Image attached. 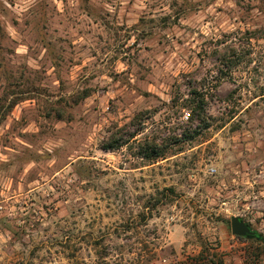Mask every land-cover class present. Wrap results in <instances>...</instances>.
<instances>
[{"label": "rangeland", "instance_id": "1", "mask_svg": "<svg viewBox=\"0 0 264 264\" xmlns=\"http://www.w3.org/2000/svg\"><path fill=\"white\" fill-rule=\"evenodd\" d=\"M192 88L205 120L180 108ZM202 245L264 264V0H0V264Z\"/></svg>", "mask_w": 264, "mask_h": 264}, {"label": "trees", "instance_id": "2", "mask_svg": "<svg viewBox=\"0 0 264 264\" xmlns=\"http://www.w3.org/2000/svg\"><path fill=\"white\" fill-rule=\"evenodd\" d=\"M190 94H192L191 97L183 99V102L180 104V108L187 107L191 111L190 113L186 114L185 117L188 119V121H192L193 119L205 120V109L207 105V100L205 99L204 95L202 93L198 92L196 88H192L190 91ZM88 94H82L80 98L86 97ZM173 101H177V99H172ZM16 102H13L12 105H14ZM59 118L63 117V114H58ZM187 135L186 133L184 136ZM134 137V135L132 136ZM186 137V136H185ZM129 138L124 139L123 136L119 134V131H115L111 133V135L103 140L102 142V148L103 149H114L118 148L124 144L127 143ZM187 139H190L187 136ZM145 151V156L148 158H157L160 156H163L166 148L161 146L160 144H156L154 141H151L147 147H143ZM170 191H173L170 189ZM259 234L257 233V237ZM256 238V236L254 237ZM258 239H260L258 237ZM210 248L207 245H202L200 251L195 255H187L183 260H178L175 262H172L170 264H226L224 259L218 255L217 252H212L209 250ZM101 264H111L108 261H104Z\"/></svg>", "mask_w": 264, "mask_h": 264}, {"label": "water", "instance_id": "3", "mask_svg": "<svg viewBox=\"0 0 264 264\" xmlns=\"http://www.w3.org/2000/svg\"><path fill=\"white\" fill-rule=\"evenodd\" d=\"M230 226L231 232L236 236L245 238L257 237V232L240 216H232L230 219Z\"/></svg>", "mask_w": 264, "mask_h": 264}]
</instances>
